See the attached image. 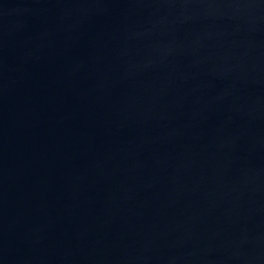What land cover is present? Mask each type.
<instances>
[{
  "label": "water",
  "instance_id": "95a60500",
  "mask_svg": "<svg viewBox=\"0 0 264 264\" xmlns=\"http://www.w3.org/2000/svg\"><path fill=\"white\" fill-rule=\"evenodd\" d=\"M0 264H264V0H0Z\"/></svg>",
  "mask_w": 264,
  "mask_h": 264
}]
</instances>
